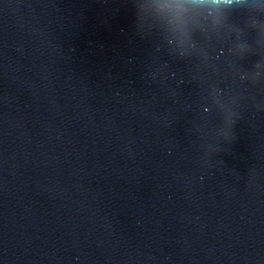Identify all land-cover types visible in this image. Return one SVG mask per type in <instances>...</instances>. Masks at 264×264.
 <instances>
[{
  "label": "water",
  "instance_id": "1",
  "mask_svg": "<svg viewBox=\"0 0 264 264\" xmlns=\"http://www.w3.org/2000/svg\"><path fill=\"white\" fill-rule=\"evenodd\" d=\"M0 264H264V0H0Z\"/></svg>",
  "mask_w": 264,
  "mask_h": 264
},
{
  "label": "clouds",
  "instance_id": "2",
  "mask_svg": "<svg viewBox=\"0 0 264 264\" xmlns=\"http://www.w3.org/2000/svg\"><path fill=\"white\" fill-rule=\"evenodd\" d=\"M210 2L214 5H231L233 0H210ZM236 3H240V0H235Z\"/></svg>",
  "mask_w": 264,
  "mask_h": 264
}]
</instances>
